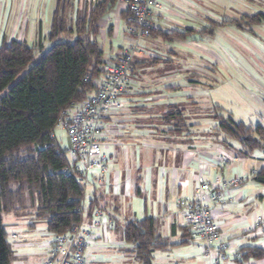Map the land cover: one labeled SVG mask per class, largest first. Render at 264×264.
<instances>
[{"label":"crops","instance_id":"1","mask_svg":"<svg viewBox=\"0 0 264 264\" xmlns=\"http://www.w3.org/2000/svg\"><path fill=\"white\" fill-rule=\"evenodd\" d=\"M232 1L159 0L155 31L137 50L133 84L122 95L123 108L105 121L103 153L109 171L105 176L99 172L89 176L81 223L95 239L85 251L87 264H113L136 256L134 246L129 247L124 239V226L147 218L156 220L159 241L152 264H204L202 242L187 226L178 203L194 198L201 176L218 182L223 177L250 175L264 168L263 148L249 153L241 142L220 133L214 120L215 107H220L217 100L210 99V124L199 116L189 117L197 113L190 111L191 104H203L194 98L212 96L200 83L202 77L216 79L206 58L226 72L238 67L239 61L232 60L223 46L227 48L232 42L237 46L239 31L248 35L245 41L255 50L250 64L264 70V14H241L228 6ZM60 2L66 4L69 20V31L62 35L78 34V19L85 18L84 35L88 39L99 43L98 38L106 36L117 41L118 51L108 60L104 58L106 64L115 63L131 47L123 0L107 3L106 13L96 24V35L90 30L89 20L97 5L107 0H0V47L17 40L42 52L48 45L50 49L53 42L49 34ZM255 16L256 23L244 29L237 27L242 19ZM232 28L234 39L228 35ZM246 73V82L256 90L250 93L264 106V78L250 70ZM93 199L99 204L96 211L103 213L101 225L95 228L91 224L96 211L89 212ZM212 209L214 221L229 245L224 264H264V258L238 257L249 248L264 249V232L261 227L255 228L259 218L264 220V186L250 176L244 185L226 190ZM25 233L13 243V264H43L50 256L53 234L41 237L37 251H31L32 239L26 238L32 232Z\"/></svg>","mask_w":264,"mask_h":264},{"label":"trees","instance_id":"2","mask_svg":"<svg viewBox=\"0 0 264 264\" xmlns=\"http://www.w3.org/2000/svg\"><path fill=\"white\" fill-rule=\"evenodd\" d=\"M108 2L113 5L115 0L98 4L91 14L89 24L94 35ZM66 9L60 2L49 34L54 45L37 63L33 64L39 48L26 42L13 40L0 47V264H13L14 258L3 215L14 212L17 204L22 206L27 189L37 194L36 217L47 221L50 233L66 234L83 220L85 187L76 176L63 172L70 165L68 148L61 146L55 130L66 110L96 91L94 80L102 75L106 62L96 40L57 42L69 31ZM256 17L242 19L237 27L244 29L256 23ZM86 21L78 19V35L86 33ZM222 111L215 107L214 120L226 138L238 140L249 153L264 149L262 126L247 127L225 118ZM253 177L264 186V168ZM14 183L20 184L17 190L12 189ZM98 205L97 199L91 200L89 212L93 214ZM124 239L134 246L141 264H152L153 253L159 248L154 218L128 222ZM240 254L243 259H263L264 249L249 248Z\"/></svg>","mask_w":264,"mask_h":264},{"label":"built area","instance_id":"3","mask_svg":"<svg viewBox=\"0 0 264 264\" xmlns=\"http://www.w3.org/2000/svg\"><path fill=\"white\" fill-rule=\"evenodd\" d=\"M123 1L127 5L124 23L125 31L132 39L131 47L115 63L102 67V75L94 80L96 91L84 102L66 110L58 121L72 146L68 149L70 165L63 172L76 176L85 189L92 173L99 172L105 176L109 171L107 157L103 153V139L107 133L105 121L110 114L123 108L122 95L133 84L137 50L143 40L153 36L155 15L161 9L159 0ZM254 175L255 172L230 179L223 177L218 182L201 176L194 198L178 203L184 211L187 226L202 242L206 258L204 264H224L229 254V245L214 221L212 204L220 203L226 190L244 185ZM81 211L84 214L85 202ZM102 217V211L97 210L91 226L99 227ZM257 227L264 232L262 218H259ZM94 239V234L84 229L82 223L66 234H53L50 256L43 264H87L85 251L94 244ZM238 257L241 258L240 255Z\"/></svg>","mask_w":264,"mask_h":264},{"label":"rangeland","instance_id":"4","mask_svg":"<svg viewBox=\"0 0 264 264\" xmlns=\"http://www.w3.org/2000/svg\"><path fill=\"white\" fill-rule=\"evenodd\" d=\"M224 0H222L223 2ZM238 1V3H237ZM233 0L232 4H228L231 8H236L239 13L245 15H252V14H264V0ZM237 3V4H236ZM245 6V7H244ZM69 21V20H68ZM235 29L232 28V33H228L231 35L233 39ZM259 33V32H258ZM261 35V34H260ZM246 36H248L244 32H238V45L235 46L229 43V46L223 48L228 52L229 56L232 60H238L239 65L236 70L231 69L230 72L224 71L221 67L214 66L212 64L211 58H206L207 64H209V69L212 70L216 74V79L213 77H202L201 78V85L205 89H209L212 96L210 97H200L194 98L196 103L202 102L203 104L200 105H190L191 110L197 113L189 114L190 119H198L203 120V122L207 125L212 122V114H211V107L209 106L210 99L213 101H218L220 107H222L223 111L221 114L225 117H231L232 120L239 123H244L247 127L256 128L259 125L264 127V106L261 104L259 99L256 96H253L250 92L256 91L253 86H250L249 83L246 82V75L247 71H253L255 75L257 74L259 77L264 78V70L260 69V67L255 68L249 61L253 59L252 55L255 53V50L245 41ZM263 37V36H260ZM79 38L86 39L88 38L87 35H78V34H70L66 33L61 35L57 42L63 41H75ZM221 39V36H219ZM218 38L217 41H221ZM100 46L104 52L105 60H108L109 57L113 56L118 51L117 41L114 39H105L100 37L98 38ZM220 43V42H219ZM53 46V43H50V46ZM218 45V44H217ZM51 46V47H52ZM50 47V48H51ZM49 50V45L47 46L46 50L39 51L37 50L35 61L33 64L37 63L41 57ZM137 56V54H136ZM32 66V65H31ZM30 68V66H29ZM28 68V69H29ZM164 70V66L161 67ZM27 69V70H28ZM223 81L221 83V81ZM258 92V91H257ZM208 133L210 130L205 129ZM221 133V132H220ZM219 133V134H220ZM55 135L60 142L61 146L64 148H68L67 146V134L61 127H57L55 130ZM221 135V134H220ZM20 187L19 183H14L12 185L13 190H17ZM88 191L89 186L85 189V200L88 198ZM16 210L12 213H7L3 215L4 225L7 232V240L13 246V243L17 241V238L25 236V231H31L27 235L26 239L33 242V248L31 251H37V244L40 242L41 237L44 235L50 236L51 234L47 230V221L37 219V210H38V201H37V194L31 193L28 189L24 195L23 204L20 206L17 204ZM36 229L37 231L33 230ZM46 232V233H42ZM15 236V238H14ZM129 247L132 245H128ZM36 262L37 259L34 258ZM106 262V261H105ZM115 264H140L138 259L135 255L126 256L123 260L114 261ZM113 263V264H114Z\"/></svg>","mask_w":264,"mask_h":264},{"label":"water","instance_id":"5","mask_svg":"<svg viewBox=\"0 0 264 264\" xmlns=\"http://www.w3.org/2000/svg\"><path fill=\"white\" fill-rule=\"evenodd\" d=\"M67 146H68V149H71V142H70V139L69 138H67Z\"/></svg>","mask_w":264,"mask_h":264}]
</instances>
